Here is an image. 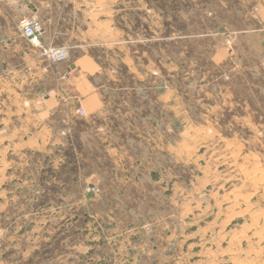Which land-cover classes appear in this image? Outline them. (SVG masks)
<instances>
[{
	"label": "rangeland",
	"instance_id": "1",
	"mask_svg": "<svg viewBox=\"0 0 264 264\" xmlns=\"http://www.w3.org/2000/svg\"><path fill=\"white\" fill-rule=\"evenodd\" d=\"M0 264H264V0H0Z\"/></svg>",
	"mask_w": 264,
	"mask_h": 264
},
{
	"label": "crops",
	"instance_id": "2",
	"mask_svg": "<svg viewBox=\"0 0 264 264\" xmlns=\"http://www.w3.org/2000/svg\"><path fill=\"white\" fill-rule=\"evenodd\" d=\"M68 26L64 27V30H60V34L63 36H71L73 35H78V28L79 24H67ZM20 34V32H19ZM59 34V33H58ZM55 34L53 37L54 39H58L59 35ZM45 30L41 39V43L44 45H51V44H45ZM45 60H47L45 58ZM48 61V60H47ZM49 62V61H48ZM50 63V62H49ZM53 67L51 69H45L46 73L45 78L47 79H53L57 80L60 84L64 81L63 79H66L68 76L72 77V86L67 88L69 90H72L74 93L75 98L80 99L81 101V107L84 110L88 111H93L95 110L98 106H100L101 99H100V91L97 93L96 92V86L92 84V78L96 74L99 73L97 68H100L99 64L95 61V59L87 54L86 52H81L78 56H76L73 60L71 61H66V62H57L53 63ZM65 69L64 72H54L55 69ZM66 83H69V79L65 81ZM44 91L46 88H44ZM49 104H55V99L53 98H48ZM86 116V115H85Z\"/></svg>",
	"mask_w": 264,
	"mask_h": 264
},
{
	"label": "built area",
	"instance_id": "3",
	"mask_svg": "<svg viewBox=\"0 0 264 264\" xmlns=\"http://www.w3.org/2000/svg\"><path fill=\"white\" fill-rule=\"evenodd\" d=\"M20 35L26 39L31 45L37 47L41 54L50 62L57 63L68 60L69 51L65 46L43 45L41 39L43 36V25L35 16L23 17L18 24ZM76 113L83 115L82 107L76 109Z\"/></svg>",
	"mask_w": 264,
	"mask_h": 264
},
{
	"label": "bare ground",
	"instance_id": "4",
	"mask_svg": "<svg viewBox=\"0 0 264 264\" xmlns=\"http://www.w3.org/2000/svg\"><path fill=\"white\" fill-rule=\"evenodd\" d=\"M255 215V214H254ZM235 238V237H234Z\"/></svg>",
	"mask_w": 264,
	"mask_h": 264
}]
</instances>
